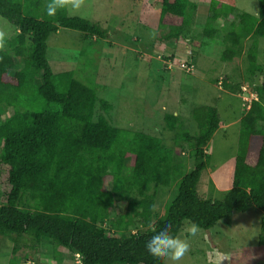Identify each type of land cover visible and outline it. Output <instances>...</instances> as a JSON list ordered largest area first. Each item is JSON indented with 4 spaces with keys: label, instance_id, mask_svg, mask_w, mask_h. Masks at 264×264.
Wrapping results in <instances>:
<instances>
[{
    "label": "trees",
    "instance_id": "obj_1",
    "mask_svg": "<svg viewBox=\"0 0 264 264\" xmlns=\"http://www.w3.org/2000/svg\"><path fill=\"white\" fill-rule=\"evenodd\" d=\"M207 1L204 37L214 38L218 32L214 24L225 19L222 60L241 56L248 36L249 71L264 76V65L258 62L264 0H258L256 14L238 13L237 0ZM47 2L0 0V16L16 27L14 37L0 49V108L13 109L0 120V236L13 243L10 264H20L21 247L37 252L45 242L52 243L55 259L64 253L79 255V264H161L145 248L154 231L168 225L177 237L184 221L210 229L234 212L249 209L262 213L264 233V126H259L264 123V84L258 89L260 99L252 101L239 122L230 187L222 198L206 197L200 192L211 159L205 148L223 125L216 106L193 107L197 127L193 133L179 125L176 115L164 116L167 129L176 134L175 147L189 145L190 170L180 152L176 154L161 137L143 131L123 134L103 114L95 119L98 101L105 112L112 105L71 71L63 74L66 90H58L57 74L47 59L48 38L68 28L104 39L107 30L70 15L67 7L48 17ZM159 3L158 42H177L188 35L197 4ZM16 60L22 64L17 70ZM222 85L233 91L239 87L229 85L226 78ZM52 103L59 107L50 109ZM174 183L175 196L151 223L157 198L152 189ZM112 208L119 213L116 221L110 218ZM262 233L260 245H264Z\"/></svg>",
    "mask_w": 264,
    "mask_h": 264
},
{
    "label": "rangeland",
    "instance_id": "obj_2",
    "mask_svg": "<svg viewBox=\"0 0 264 264\" xmlns=\"http://www.w3.org/2000/svg\"><path fill=\"white\" fill-rule=\"evenodd\" d=\"M191 1L197 4V10L189 33L170 43L158 42L159 0H82L81 7L75 11L68 5L70 15L99 23L107 30V37H88L77 30L60 28L48 38L47 59L57 74L60 92H64L67 86L63 74L71 71L74 78L94 88L99 98L112 105V110L105 112L98 101L95 119L103 114L123 134L143 131L161 137L176 154L180 152L186 159L189 170L192 168V161L188 158L189 145L181 143L180 147H175L176 134L167 129L164 116L166 113L176 115L180 118L179 125L193 133L197 129L192 118L193 107L216 106L223 125L205 148L211 159L200 183V192L216 199L222 198L231 185L239 122L252 101L260 99L258 89L264 84V76L249 71L246 52L251 39L248 36L241 56L230 61L222 60L225 50L222 38L228 22L225 19L217 21L214 24L217 35L205 38L209 2ZM237 7L238 13L256 14L259 3L258 0H237ZM15 31L16 27L0 16V49L14 37ZM258 62L264 65V37L258 39ZM20 68L22 64L16 60V70ZM224 78L229 85L239 87L233 91L223 86ZM58 107L54 103L49 106L53 110ZM12 113V108H0V120ZM259 126L264 123L260 122ZM108 183L111 187L112 181ZM155 190L157 216L151 218V223L164 214L166 203L176 194L177 183L152 189ZM118 215L115 208L110 210V218L114 221ZM261 219L262 213L256 209L234 212L210 229L198 227L194 237L187 232L192 224L184 221L177 237L187 239L190 249L179 264H264V245L259 244ZM149 229L151 227L141 228L142 231ZM12 247L9 238L0 236V264H10ZM65 254L67 256L55 259L52 243L45 242L37 252L21 247L17 256L20 264H79L77 255Z\"/></svg>",
    "mask_w": 264,
    "mask_h": 264
},
{
    "label": "clouds",
    "instance_id": "obj_3",
    "mask_svg": "<svg viewBox=\"0 0 264 264\" xmlns=\"http://www.w3.org/2000/svg\"><path fill=\"white\" fill-rule=\"evenodd\" d=\"M82 0H48L45 8V14L48 17H54L59 9L68 5L75 11L81 7ZM189 236H196L198 226L192 224L187 229ZM145 248L147 254L160 261L161 264H179L190 249L187 239H180L169 232L168 225L161 227L158 232H153L151 237L146 241ZM78 256V255H77ZM79 257V256H78Z\"/></svg>",
    "mask_w": 264,
    "mask_h": 264
},
{
    "label": "built area",
    "instance_id": "obj_4",
    "mask_svg": "<svg viewBox=\"0 0 264 264\" xmlns=\"http://www.w3.org/2000/svg\"><path fill=\"white\" fill-rule=\"evenodd\" d=\"M183 66H184V64H183ZM181 67H182V66H181ZM182 68H183V67H182ZM190 68H191V66L189 67V70H190ZM187 70H188V69H187ZM189 70H188V71H189ZM78 256H79V255H78Z\"/></svg>",
    "mask_w": 264,
    "mask_h": 264
},
{
    "label": "crops",
    "instance_id": "obj_5",
    "mask_svg": "<svg viewBox=\"0 0 264 264\" xmlns=\"http://www.w3.org/2000/svg\"><path fill=\"white\" fill-rule=\"evenodd\" d=\"M63 255H64V257L67 256V254H65V253ZM69 255H71V254H69Z\"/></svg>",
    "mask_w": 264,
    "mask_h": 264
}]
</instances>
